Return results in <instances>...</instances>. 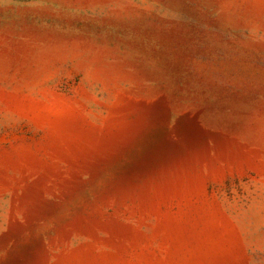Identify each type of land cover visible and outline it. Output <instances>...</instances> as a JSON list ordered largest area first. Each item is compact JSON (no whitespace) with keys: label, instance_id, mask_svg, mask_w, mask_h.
I'll return each instance as SVG.
<instances>
[{"label":"rangeland","instance_id":"374dc122","mask_svg":"<svg viewBox=\"0 0 264 264\" xmlns=\"http://www.w3.org/2000/svg\"><path fill=\"white\" fill-rule=\"evenodd\" d=\"M0 264H264V0H0Z\"/></svg>","mask_w":264,"mask_h":264}]
</instances>
